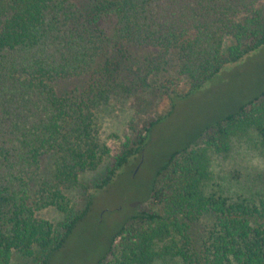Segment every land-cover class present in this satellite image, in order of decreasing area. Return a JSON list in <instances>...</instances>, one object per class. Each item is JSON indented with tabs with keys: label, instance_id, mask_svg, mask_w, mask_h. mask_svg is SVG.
I'll list each match as a JSON object with an SVG mask.
<instances>
[{
	"label": "trees",
	"instance_id": "16d2710c",
	"mask_svg": "<svg viewBox=\"0 0 264 264\" xmlns=\"http://www.w3.org/2000/svg\"><path fill=\"white\" fill-rule=\"evenodd\" d=\"M94 1L0 0V264L15 253L50 264L91 214V199L74 210L79 180L104 167L92 191L107 189L178 99L264 48V0ZM173 60L181 88L160 79ZM150 87L170 107L111 156L100 116ZM236 102L168 154L95 264H264V188L246 196L206 187L209 152L224 156L247 138L264 155V89ZM46 209L59 221L38 216Z\"/></svg>",
	"mask_w": 264,
	"mask_h": 264
},
{
	"label": "rangeland",
	"instance_id": "374dc122",
	"mask_svg": "<svg viewBox=\"0 0 264 264\" xmlns=\"http://www.w3.org/2000/svg\"><path fill=\"white\" fill-rule=\"evenodd\" d=\"M74 1L88 7L95 3L94 0ZM175 62H170L160 78L165 80L169 88H181L185 84V80L177 74ZM262 89L264 48L237 63L225 65L201 90L187 98L178 99L170 116L154 129V138L143 154L124 167L107 189L92 191L104 167L82 177L79 187L70 195L75 211L83 210L91 199V214L79 221L63 247L54 254L50 264H95L104 253L114 228L131 214L137 202L146 198L143 190L148 188L154 171L163 164L168 154L195 136L199 126L229 113L237 99L255 96ZM169 107V100L154 87L138 96L110 101L99 118L100 138L105 141L110 155L118 153L125 145L130 146L143 123L164 114ZM205 140L206 135L194 143L192 148L204 147ZM210 153L212 177L206 184L208 191L250 196L264 188V155L252 143H248L247 138L235 141L230 152L224 156ZM38 216L53 223L61 218L54 209L43 210ZM118 242L119 239L115 246ZM10 264L27 262L15 253ZM106 264L116 263L111 258Z\"/></svg>",
	"mask_w": 264,
	"mask_h": 264
}]
</instances>
